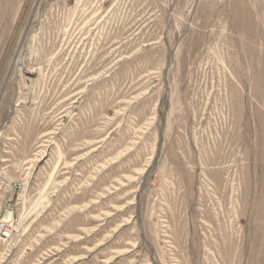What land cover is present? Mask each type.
I'll return each mask as SVG.
<instances>
[{
	"label": "rangeland",
	"instance_id": "1",
	"mask_svg": "<svg viewBox=\"0 0 264 264\" xmlns=\"http://www.w3.org/2000/svg\"><path fill=\"white\" fill-rule=\"evenodd\" d=\"M0 264H264V0H0Z\"/></svg>",
	"mask_w": 264,
	"mask_h": 264
}]
</instances>
